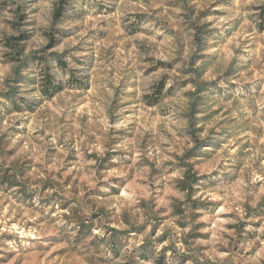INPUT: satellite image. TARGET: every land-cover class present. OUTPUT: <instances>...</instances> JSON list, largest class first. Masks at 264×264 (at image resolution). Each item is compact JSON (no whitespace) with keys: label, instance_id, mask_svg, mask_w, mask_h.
Listing matches in <instances>:
<instances>
[{"label":"rangeland","instance_id":"rangeland-1","mask_svg":"<svg viewBox=\"0 0 264 264\" xmlns=\"http://www.w3.org/2000/svg\"><path fill=\"white\" fill-rule=\"evenodd\" d=\"M57 2L0 0V264H264V0Z\"/></svg>","mask_w":264,"mask_h":264},{"label":"trees","instance_id":"trees-1","mask_svg":"<svg viewBox=\"0 0 264 264\" xmlns=\"http://www.w3.org/2000/svg\"><path fill=\"white\" fill-rule=\"evenodd\" d=\"M64 6H65V0H58V2H57V8L53 12V19H54V21L55 20H58L61 17V15H62V13L64 11V8H65ZM260 10H261V13H259L260 14V17L261 18H264V5L260 8ZM15 43H18V40H14V37L8 39V44H9L10 47L15 48ZM52 46H54V44L53 43H50L49 47H52ZM51 82H52L51 80H46L45 81V85L42 88H46V91H47L48 90L47 88H49L51 86ZM164 87H165V84L164 83H161L158 86V91H157L158 94H159L158 95L159 96L158 98H160V94H161L162 90L164 89ZM158 100L159 99H157L156 103L158 102ZM150 102H151V104H153L152 101H150ZM156 103H154V104H156Z\"/></svg>","mask_w":264,"mask_h":264}]
</instances>
